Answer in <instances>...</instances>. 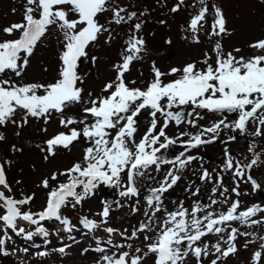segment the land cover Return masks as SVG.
<instances>
[{"label": "snow or ice", "instance_id": "6c2138e0", "mask_svg": "<svg viewBox=\"0 0 264 264\" xmlns=\"http://www.w3.org/2000/svg\"><path fill=\"white\" fill-rule=\"evenodd\" d=\"M131 7L122 0H25L21 22L0 30L7 37L0 38V147L7 145L0 155V257L30 264V254L69 256L82 239H90L80 255L95 254V264H230L242 250L251 252L248 264H264V201L241 199L264 194V178L254 175L264 168V36L247 44L251 55H239L240 47L225 52L221 41L235 28L222 4L175 0L170 13L193 9L181 39L200 45L203 33L211 47L202 58L162 67L151 59L144 35L150 13ZM253 7L264 10V0H253ZM113 43L119 51L109 65L112 74L98 91L87 89L81 63L97 67L101 57L90 53ZM53 44L52 79L25 82L40 47ZM165 44L172 46L173 40ZM146 60L148 76L139 71L130 78ZM42 71L48 73L49 66ZM141 115L147 121L143 132ZM53 120L62 130L47 135L44 126ZM36 121L44 126L34 130L46 134L35 144L45 163L77 147L81 156L41 177L36 187L45 200L33 211L36 192H17L8 172L26 148L12 137L23 141L24 130ZM238 136L253 137L247 154L234 155L228 147ZM217 142L225 145L221 164L210 169L200 153ZM186 172L195 178H186ZM182 181L191 203L170 200V209L166 194ZM102 187L114 190L115 197H102L92 217L78 211L74 223L65 214L82 210ZM124 207L142 219L131 228L113 227L112 212ZM48 224L56 227L50 230ZM53 236L60 246L49 248ZM14 237L23 246H16Z\"/></svg>", "mask_w": 264, "mask_h": 264}, {"label": "rangeland", "instance_id": "374dc122", "mask_svg": "<svg viewBox=\"0 0 264 264\" xmlns=\"http://www.w3.org/2000/svg\"><path fill=\"white\" fill-rule=\"evenodd\" d=\"M211 2V0H210ZM217 3H221L228 18L230 28H235L233 35L230 37H225L221 42L224 45V51H231L234 47H240L242 52L239 55H251L252 50L247 47L250 41L255 40L258 37L264 36V10L255 9L253 7V0H215ZM125 5H131L130 10H147L150 15L147 16V23L144 26L145 39L148 41V46L152 50L151 59L158 61L159 65L162 67H167L170 63H177L182 60H194L197 58H202L203 52L205 50L210 51L211 45L209 44L208 38L203 33L201 34V44L194 45L185 42L181 37L185 34L182 32V26L186 27L187 21L189 19V13L193 11L191 8H184L178 13H170L169 8L175 3V0H122ZM25 0H0V30L4 27L9 26L12 23L21 22L23 15V7ZM13 9L15 11L13 12ZM166 20V24H159V20ZM211 17H209V21ZM207 27V25H206ZM123 36V32H122ZM0 38L4 37L2 31H0ZM171 38L173 40V45L168 46L165 44V40ZM55 45H43L40 47L36 53V59L32 61L31 68L26 72L24 80L25 82L32 81L33 79H38L41 82H47L51 80L57 70V58L54 51ZM119 51V45L113 43L112 45L98 47L92 50L90 54L98 55L101 57V61L98 62L97 67H92L89 60H84L82 62L81 70L82 74L87 72L88 79L86 80L85 87L94 92L98 91L103 81L108 78L112 73L109 67L110 63L117 59V53ZM214 58V56H213ZM47 64L49 66V72L44 73L42 71V65ZM149 64L150 60L137 65L130 78H135L139 71H143L145 77L149 74ZM142 126L139 128L140 132H143L147 126V121L144 115H141ZM203 123V122H201ZM42 125V121H36L33 127L26 128L24 130V140L18 141L14 136L12 137L13 142H23L26 145L25 152L23 155L16 156L15 165L9 170L10 181L14 185L17 192H36V198L32 204V210H40L43 206L45 200L44 191L37 188L36 184L39 182L42 176L49 174L55 168H66L71 165V163L79 159L81 156L80 148H74L72 152L64 151L62 154L52 163H45L38 149H35L36 143H42L46 134L39 132L34 129H38ZM48 127L49 132L47 135H51L58 129V124L56 120H53ZM175 131L174 128L168 130L171 135ZM253 137H239L236 142L228 145L231 152L234 155L247 154V146L249 141ZM259 139V138H256ZM225 145L217 142L215 146H209L201 150L203 155V163L205 167L212 168L221 164V158L223 155V148ZM7 145L1 147L4 152ZM176 149L175 151H179ZM173 153H169L172 155ZM206 156V157H204ZM33 165H35V171H33ZM197 165L193 164V168ZM21 169L23 171H21ZM254 175L256 178H264V168H259L254 170ZM186 178L190 177V173H185ZM22 180L21 185H16L15 180ZM175 188L174 191L170 192L169 201H166L167 206L172 209L174 206L170 203V200L185 199L186 194L183 191L184 183ZM197 184L199 181L197 180ZM208 187H211L210 185ZM242 187L247 190V186L242 185ZM207 193H204L206 200ZM113 199L115 197L114 190H107L103 187L98 191L97 195L84 202L82 210L72 211L65 210V214L73 218V222L76 223L77 212L82 211L83 214H87L90 217L97 211L100 210L101 198ZM195 199V198H193ZM245 203L264 201V194L249 195L246 197H241ZM191 203V200L185 199L186 206ZM96 218V217H95ZM98 219V218H96ZM142 219L141 215L138 213L133 216L130 215V209L128 207L120 208L114 211L111 221L112 226L117 228H131V226L136 225L138 221ZM256 231H261V229H256ZM98 235L103 236L102 232ZM80 239L82 237L80 236ZM117 239H119L117 237ZM52 244L49 248L53 246H59V241L55 238H51ZM37 243H41V240L37 238ZM90 239H82V243L75 245L70 249V255L61 257L58 253H51L48 257L43 259H37L32 257L31 254L26 259L30 260V264H95V254H88L81 256L80 252L84 247L92 245ZM250 251L242 250L240 253L239 261L237 258H230V264H248L247 258L250 257ZM0 264H17L16 257H0Z\"/></svg>", "mask_w": 264, "mask_h": 264}]
</instances>
